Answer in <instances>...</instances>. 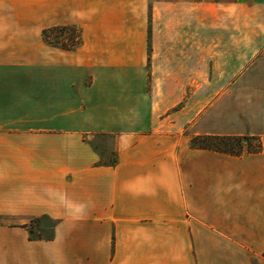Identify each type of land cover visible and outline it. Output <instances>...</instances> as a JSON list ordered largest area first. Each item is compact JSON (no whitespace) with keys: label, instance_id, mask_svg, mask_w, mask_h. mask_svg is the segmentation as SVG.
Instances as JSON below:
<instances>
[{"label":"crops","instance_id":"crops-1","mask_svg":"<svg viewBox=\"0 0 264 264\" xmlns=\"http://www.w3.org/2000/svg\"><path fill=\"white\" fill-rule=\"evenodd\" d=\"M243 240H264V0H0V264H253Z\"/></svg>","mask_w":264,"mask_h":264},{"label":"rangeland","instance_id":"rangeland-1","mask_svg":"<svg viewBox=\"0 0 264 264\" xmlns=\"http://www.w3.org/2000/svg\"><path fill=\"white\" fill-rule=\"evenodd\" d=\"M191 2H206L208 3H221L225 4L234 0H189ZM50 40H61L66 45L72 43V40L76 37V33L70 30H62L60 32H50L49 33ZM240 72V71H239ZM211 81H207L209 83ZM208 85V84H207ZM217 97L214 95H207V104L212 103ZM95 145L97 148L103 152H107L108 149L111 148L112 139L111 137L99 136L95 139ZM261 142L258 138H252L249 144L245 146L244 152L248 151H261L260 148ZM260 149V150H259ZM31 227L33 229L34 235L36 238L39 237H49L51 235V227L44 220H35L31 223ZM239 244L247 246L248 249V257L250 256L249 252L251 248L253 249V264H264V240H253V241H238Z\"/></svg>","mask_w":264,"mask_h":264},{"label":"trees","instance_id":"trees-1","mask_svg":"<svg viewBox=\"0 0 264 264\" xmlns=\"http://www.w3.org/2000/svg\"><path fill=\"white\" fill-rule=\"evenodd\" d=\"M70 30L76 33V37L72 40L69 45L64 44L61 40L51 41L49 33L50 32H60L62 30ZM44 38L49 44L59 47L65 50L76 49L82 43L81 30L73 27H58L53 28L43 33ZM254 137L249 136H218V135H205L199 136L191 140V146L195 149L201 150H211L215 152L225 153L233 156H241L244 153L245 146L249 144L250 140ZM261 148V145H260ZM260 150V149H259ZM248 152H256L250 151ZM34 232L31 229V239L35 240L36 237L33 236Z\"/></svg>","mask_w":264,"mask_h":264}]
</instances>
